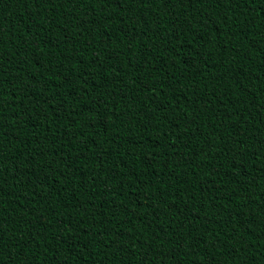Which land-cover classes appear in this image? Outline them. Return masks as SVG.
<instances>
[{
  "label": "trees",
  "instance_id": "1",
  "mask_svg": "<svg viewBox=\"0 0 264 264\" xmlns=\"http://www.w3.org/2000/svg\"><path fill=\"white\" fill-rule=\"evenodd\" d=\"M232 262L264 264V0H0V264Z\"/></svg>",
  "mask_w": 264,
  "mask_h": 264
},
{
  "label": "bare ground",
  "instance_id": "2",
  "mask_svg": "<svg viewBox=\"0 0 264 264\" xmlns=\"http://www.w3.org/2000/svg\"><path fill=\"white\" fill-rule=\"evenodd\" d=\"M201 1V0H200ZM205 3H206V1H205ZM207 7V6H206ZM207 9H208V7H207ZM101 54V53H100ZM108 189V188H107ZM96 190H97V188H96ZM101 190V189H100ZM108 194V193H107ZM226 194V193H225ZM239 194V193H238ZM248 195V194H247ZM232 196V195H231ZM238 197V196H237ZM248 198H250V197H248ZM104 199V198H103ZM118 202V201H117ZM245 203V202H244ZM254 205V204H253ZM256 209V208H255ZM92 212V211H91ZM123 212V211H122ZM129 212V211H128ZM130 213V212H129ZM132 214V213H131ZM119 215V214H118ZM246 215V214H245ZM256 215H258L257 213H256ZM129 216V215H128ZM244 216V215H243ZM241 217V216H240ZM129 218V217H128ZM131 218V217H130ZM129 218V219H130ZM125 220V219H124ZM244 222V221H243ZM133 223V222H132ZM123 224V223H122ZM126 225V224H125ZM244 225V224H243ZM251 225V224H250ZM135 226V225H134ZM200 226V225H199ZM199 226H198V228H199ZM252 227V226H251ZM118 228V227H117ZM123 229V228H122ZM249 230V229H248ZM203 231V230H202ZM243 231V230H242ZM247 231V230H246ZM254 231H256V230H254ZM219 233V232H218ZM201 234V233H200ZM191 235V234H190ZM195 235V234H194ZM202 235V234H201ZM243 235V234H242ZM195 239V238H194ZM191 240V239H190ZM226 240V239H225ZM224 240V241H225ZM131 241V240H130ZM228 241V240H227ZM194 242V241H193ZM210 243V242H209ZM231 243V242H230ZM114 244V243H113ZM214 244V243H213ZM207 245V244H206ZM215 245V244H214ZM234 247V246H233ZM206 248V247H205ZM235 248V247H234ZM207 249H208V247H207ZM223 249V248H222ZM238 250V249H237ZM221 251V250H220ZM226 251V250H225ZM197 252V251H196ZM236 252V251H235ZM237 253V252H236ZM221 254V253H220ZM210 256V255H209ZM215 256V255H214ZM218 256V255H217ZM216 256V257H217ZM226 257V256H225ZM230 257V256H229ZM239 256L237 255V258H238ZM236 259V258H235ZM240 259V258H239ZM225 260V259H224ZM232 260V259H231ZM237 260V259H236ZM216 261V260H215ZM239 262V261H238ZM217 263V262H216ZM220 263V262H219ZM227 263V262H226ZM160 264V263H159ZM222 264V263H221ZM232 264H233V262H232Z\"/></svg>",
  "mask_w": 264,
  "mask_h": 264
}]
</instances>
